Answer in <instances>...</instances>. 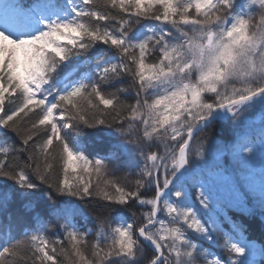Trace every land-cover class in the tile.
<instances>
[{
    "label": "snow or ice",
    "instance_id": "obj_1",
    "mask_svg": "<svg viewBox=\"0 0 264 264\" xmlns=\"http://www.w3.org/2000/svg\"><path fill=\"white\" fill-rule=\"evenodd\" d=\"M57 257L264 264V0H0V264Z\"/></svg>",
    "mask_w": 264,
    "mask_h": 264
},
{
    "label": "trees",
    "instance_id": "obj_2",
    "mask_svg": "<svg viewBox=\"0 0 264 264\" xmlns=\"http://www.w3.org/2000/svg\"><path fill=\"white\" fill-rule=\"evenodd\" d=\"M220 133H221V135H230L231 134L226 129H220ZM11 142H12V140L10 139L9 143H11ZM89 152L90 153H94V149L93 148H89ZM121 175H123V174L121 173ZM232 212H235V209H232ZM129 222H131V219L129 220ZM137 223H139V221H137ZM86 227L92 228L93 225L89 224ZM62 235H63L62 232H59V231H56V230H52V231H50L48 233L49 239H54L56 237H62ZM249 235L252 236V237H258L259 236L258 225H253L252 229H250V231H249ZM89 239L90 240L94 239V234H93L92 237H89ZM87 251L89 252V255H90V248L87 249ZM213 251L221 252L222 249L214 248ZM57 259H58V261H60V264H68V262L66 260H64L63 257H57Z\"/></svg>",
    "mask_w": 264,
    "mask_h": 264
}]
</instances>
